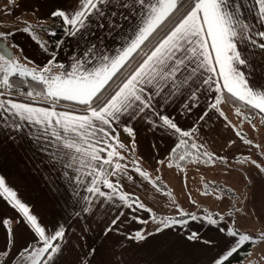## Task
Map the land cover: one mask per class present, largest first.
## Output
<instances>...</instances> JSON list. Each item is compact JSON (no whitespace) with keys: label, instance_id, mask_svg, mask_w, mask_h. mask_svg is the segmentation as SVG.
Masks as SVG:
<instances>
[{"label":"snow or ice","instance_id":"1","mask_svg":"<svg viewBox=\"0 0 264 264\" xmlns=\"http://www.w3.org/2000/svg\"><path fill=\"white\" fill-rule=\"evenodd\" d=\"M14 2L15 0H9V3ZM106 2L108 0H79V8L71 15L58 10L52 12V16L63 17L64 23L78 32L85 26V20L94 11H98L97 5ZM256 3L259 6V22L264 23V0H256ZM121 7H130L139 13V23L125 37L123 45L113 54H106L104 50L92 46L83 60L77 58L70 72L56 71V66L51 62L50 66L42 68H29L18 63L4 42V38L11 33L0 31V97L5 96L9 90L14 91L13 82L16 78H30L31 90H27L25 95L29 98L39 97L51 105L34 107L28 103L0 99V115L10 114L30 124L42 126L45 137L50 135V143H55L57 154L67 159L65 167L71 168L78 164L77 172L88 169L86 174L94 177L90 182L92 186L87 191L91 197L97 198L99 207L112 200L119 188V182L114 184L107 177L127 172V165L119 162L125 157L117 149L135 151L134 147L129 149L119 142L114 125L124 117L128 120L146 119L157 97L167 100L185 83L201 79L204 73H212L222 80V84L213 80L212 76L201 79V83L209 89L216 84L217 93L226 90L229 94L225 97L226 100L230 99L233 104L242 103L243 108L238 107L237 114H243L249 124L252 121L245 112L246 109L251 108L264 114V83L253 79L255 68L238 48L243 39L250 40L253 45L257 44V40L252 38L248 25L242 23L237 0H123ZM25 31L28 29L25 28ZM255 36L264 40V31L256 32ZM258 46L264 49V43H259ZM191 97L198 100L196 91L191 92ZM65 101L70 102L67 107L77 105L79 108L71 111L55 110L63 107L62 102ZM220 103L222 100L217 96L211 107L216 108ZM194 106V103H189L186 108L190 111ZM220 114L224 115L223 112ZM207 115L206 111L203 112L198 121H203ZM158 118L160 124L157 127L170 130L177 136L178 142L174 143L170 152L176 154L182 148L186 149L184 154L179 155L180 160L192 155L187 149H197V160L192 161L194 163L200 156L213 159L206 151H199L202 144L190 143L193 134L199 131L198 128L185 131L171 117L159 115ZM252 127L255 129L254 124ZM125 131L134 136L131 127L126 126ZM236 135L244 143L252 144L240 132ZM113 141L116 143L113 144ZM232 143L234 142L229 141V144ZM137 163L133 161V164ZM250 163L264 172V166L257 164L255 160ZM106 165L111 167H105ZM135 171L145 179L148 178V173L140 167H136ZM128 178L132 179L131 176ZM101 185L109 189V193L103 191ZM204 194H208L207 191ZM0 195H6L12 207L21 215L19 223L33 234V243L18 248L12 254L9 245L15 244V231L9 228L7 244L0 249V264H16L17 258L20 264H52L55 255L62 251V242L66 236L64 225L60 224L51 230L43 226L29 207L17 198V194L6 186L3 178H0ZM119 199L124 202L121 207L151 212L138 198L129 202V196L122 194ZM85 200L89 204L94 203L90 197H85ZM124 215L118 210V214L106 224L103 230L105 236L114 230L118 231L115 226ZM180 215H187L192 220L198 219L191 213L180 212ZM134 219L140 223H148L147 220L141 221L139 217ZM155 219L153 216L152 220ZM206 220L212 226L220 224V220L213 218L211 214ZM2 223L9 225L11 222L3 220ZM231 223L232 227L217 228L224 234L225 240L223 247L209 264H230V258L238 254L245 245L264 244V232L254 236L237 228L235 221ZM186 224L184 219L163 218L159 220L155 233ZM155 233L137 230L127 239L140 242ZM187 240L202 241L206 247L213 248L218 244L211 236L204 239L199 230L191 231ZM37 244L39 247L35 246ZM95 254V249L81 253L79 264H92ZM248 264L254 262L249 260Z\"/></svg>","mask_w":264,"mask_h":264},{"label":"rangeland","instance_id":"2","mask_svg":"<svg viewBox=\"0 0 264 264\" xmlns=\"http://www.w3.org/2000/svg\"><path fill=\"white\" fill-rule=\"evenodd\" d=\"M70 4L69 2V6L67 5L65 9L66 15H71V9L76 11L79 7V5L71 6ZM18 6L16 0L14 3H9V0H0V31L11 33L5 38L11 43L10 49L13 51V57L18 63L27 65L29 68L49 66L37 65L35 63L36 60L31 59L34 58L30 56V51L33 47L27 43L31 40L48 43L45 30H41L46 26L44 24L45 21L39 19L42 18L41 14L30 7L22 6L19 8ZM46 21L50 22V20ZM25 28L28 31H25ZM71 50L75 52L68 56V61L65 64L67 69L55 65L56 71L70 72L73 70V65L77 58L83 60L86 57V48L83 50L72 48ZM52 55L57 58L59 54L53 52ZM27 90H31V87L23 91V96L29 98L25 95ZM31 99L42 100L39 97ZM20 103L32 104L23 101H20ZM32 105L44 107L41 104ZM232 106L243 108L242 106ZM157 108L163 112L164 101L158 103ZM158 112L155 108L151 109L147 118L137 123L136 126L143 127L152 117L159 116ZM245 112L250 117L252 124H249L244 119L243 114L238 115L237 109L234 110V113H223L224 117L227 116V119L231 120L230 124L233 132L230 135H228V131L222 130L209 134H193V142L203 144L207 148L203 147L204 150L212 155L213 159L207 162H201L199 159L197 166L187 164L182 169H178L170 163L168 159L170 151L164 157V149L161 147V149L152 148L146 154H142L141 151L137 150L136 135H129L125 131L126 126L118 123L115 127V135L118 137L119 142L127 145L129 149L134 147L135 151L117 149L125 157L124 160L119 162L127 165V172L126 174L118 172L117 175L107 177L114 184L119 182V188L113 195L112 200L106 201L103 207H99L97 198L91 197V194L87 191V188L92 186L90 182L94 178L86 174L89 171L88 169H81V171L77 172L76 168L79 167L77 164L71 168L65 166L55 167L60 170L48 176L39 174L35 177H29L26 170H36V167L30 165L32 156L29 151L24 152L26 164L19 163L16 171L19 175L15 181L8 183V187L17 196L24 195L26 200H35L40 206L52 205L58 209V205L61 202H66L75 209L86 212L90 218L89 225L91 221L95 227H100L99 231L102 235L100 236L96 230H94V233L100 236L101 240H107L109 247H114L116 253L120 241V250L127 252L129 250H138L139 252L141 249L149 248L150 245L153 248H157V245L166 241V246L160 250V254H164V249H167V261L172 262L175 260L177 264H183V260L179 258L181 251H195L196 253L197 250H200L198 254L190 258L187 257L185 264H209L212 257L223 247L225 240L224 234L217 230L218 227H232L231 222L235 221L237 228L254 236L264 232V172H260L255 165L250 163V161L255 160L257 164L264 166V122H262L260 113L253 115L246 110ZM253 124L255 129L252 127ZM32 126L34 128H30L28 124L30 130L44 133L42 126L35 124ZM237 132L251 140L252 144L244 143L236 135ZM205 137L207 141L204 139ZM210 137L213 139L214 144H209ZM225 137L227 141H233L234 143L228 144L227 147L223 143L220 144L221 141H224L222 138ZM216 141L218 144H216ZM115 143L116 141H113V144ZM207 145H210L211 149ZM152 154L158 157L147 160L146 157ZM58 156L60 158L59 154ZM222 157L224 158L223 162L220 161ZM65 160L67 161V159ZM134 160L138 163L133 164ZM105 167L111 166L106 165ZM136 167H140L147 172L148 178L145 179L135 171ZM129 176L132 177L131 180L128 178ZM54 177H62V179H54ZM42 181L45 184V188L33 186ZM101 188L106 193H109V189L103 188L102 185ZM42 189L45 190L38 191ZM206 191L208 194H204ZM38 194H41L42 197L36 196ZM122 194L129 196V202L138 198V201L151 209V212L144 210L133 211L132 208L121 207L124 202L120 201L119 196ZM85 197H90L94 203L89 204ZM86 208L88 211H85ZM118 210L125 213L118 225L115 226L118 231L114 230L111 234L105 236L103 230L106 224L118 214ZM180 212L194 214L198 219L192 220L187 215H180ZM210 214L213 218L220 220L218 226H212L207 223L206 217ZM153 216L156 218L155 221L152 220ZM134 217H139L141 221L147 220L148 223H140ZM167 217L184 219L187 224L177 225L173 228L165 229L161 233H155L159 220ZM52 222L57 227L63 224L64 221L59 218L57 213ZM160 226L162 227V225ZM137 230L155 234L147 236L144 241L140 242L127 239ZM196 230H199L200 235L204 239L209 236L216 239L218 242L217 247H206L202 241L189 242L187 235L191 231ZM93 239L98 238L93 237ZM79 240H82V238ZM250 253V256L248 255L243 262L238 264H248L249 260H252L254 264H264V259H261V257H264V244L257 243L256 246L252 245ZM154 264H160V261Z\"/></svg>","mask_w":264,"mask_h":264},{"label":"crops","instance_id":"3","mask_svg":"<svg viewBox=\"0 0 264 264\" xmlns=\"http://www.w3.org/2000/svg\"><path fill=\"white\" fill-rule=\"evenodd\" d=\"M16 2L19 8L28 6L40 13L42 18L39 19L45 21L44 24L49 22L46 20H50L53 17L52 12L58 10L66 12L65 9L67 5L69 6V2L71 6L79 5V0H16ZM122 3L123 0H108L106 3L98 4V11H94L85 20V26L78 32L65 23V34L54 50L48 48L47 42L43 43L34 40L27 42L33 47L30 51V56L34 58L31 59L36 60L35 63L37 65L50 66L49 62H51L53 65L67 69L65 64L68 61V56L75 52L71 50L72 48L81 50L86 48L88 50L92 46H96L97 49L104 50L106 54H113L116 49L123 45L125 37L139 23V13L133 11L130 7H121ZM237 4L239 5V14L242 23L248 25L253 34L252 38L257 40V44L253 45L250 40L243 39L239 42L238 48L243 55L247 56L249 62L255 68L252 74L253 79L264 83V49L258 46L259 43H264V40L255 36L256 32L264 31V23L259 22V6L256 0H237ZM71 12L73 13L74 9H71ZM4 42L13 55V51L10 49L11 43L7 38H4ZM53 52L59 54L57 58L52 55ZM212 55L214 56V53ZM208 76H212L213 80L222 84V80L212 73H204L201 79L208 78ZM201 79H195L194 82L189 81L185 83L167 100L163 99V97H157L154 100V107L152 109H157L159 115L171 117L185 131L198 128L199 131L194 134H209L222 130L225 132L228 131V135H230L233 132L230 124L231 120L227 119L226 121L225 117L221 116L220 113L222 111L224 114L234 113V110L238 107L230 106L222 92L217 93L215 91L216 84H213L212 88L209 89L207 85L201 83ZM192 91H196L198 100H193L191 97ZM217 96L221 98L222 103L217 105L216 108H212L211 105L215 103ZM1 99H11L20 103L19 100L12 98L2 97ZM41 101L44 102L43 100ZM161 101H164L163 112L157 108L158 103ZM189 103H194L195 105L190 111L186 108ZM55 110L61 111L63 109ZM205 111L208 113L206 118L203 121H198V117ZM142 120H128L127 117H124L114 125V130L118 123L132 127L137 138L138 151L146 154L152 148H163L164 157L165 155L167 156L170 149L174 146V143L178 142L177 136L173 135L170 130L157 127L160 124L158 116L152 117L143 127L136 126ZM150 121H154V123ZM28 124L30 128H34L32 126L33 124L21 120L16 116L10 114L0 115V178L4 179L7 187L9 182L17 179L19 174L16 171L19 163L26 164L24 157L25 151H29L32 156L31 164H29L36 167V170L25 169L29 177H35L39 174L48 176L56 173L60 169L55 167H63L67 162L65 160L66 158L61 155L59 158L55 143H50L52 139L50 135L46 138L44 133L30 130ZM204 139L207 141L206 137ZM209 139V144H214L213 139L211 137ZM222 139L224 141H221L220 144L223 143L227 147L229 141L226 140V137ZM216 144H218L217 141ZM203 147L207 149L204 145ZM207 147L211 149L210 145H207ZM157 157L152 154L147 156L146 159L151 160ZM220 161L223 162L222 159ZM58 178L62 179V177H54V179ZM33 186L45 188L43 181ZM36 196L42 197L41 194ZM25 197L24 195L17 196L19 200L29 207L30 212L37 216L38 221L43 226L50 230L56 228L55 224L53 222L51 223V221L55 219L57 213L59 214V218L64 221L63 225L66 236L62 242V251L55 255L52 264H79L80 254L88 252L90 249L96 250L95 259L92 261V264H154L159 261L160 264H177L175 260L172 262L167 261V249H164V254H160V250L166 246V241L157 245V248H153L150 245L149 248L141 249L139 252L138 250L121 251L120 241L116 253L114 247H109L107 240H101L100 236L102 234L99 231L100 227H95L91 221L89 225L90 218L86 212H81V210L75 209L66 202H61L58 205V209L52 205L40 206L35 200L28 201ZM3 220H9L11 223L4 225L2 223ZM20 220L21 215L17 209L12 207L10 200L6 195H0V249L4 248L7 244L9 228L15 231V244L9 245L12 254H15L18 248L33 243V234L19 223ZM94 230L100 236L95 234ZM93 237H97L98 239H93ZM81 238L82 240H79ZM35 246L39 247L38 244ZM199 251L197 250L196 253L195 251H181L179 258L185 264L187 257L190 258L198 254ZM16 264H20L19 258H17Z\"/></svg>","mask_w":264,"mask_h":264},{"label":"trees","instance_id":"4","mask_svg":"<svg viewBox=\"0 0 264 264\" xmlns=\"http://www.w3.org/2000/svg\"><path fill=\"white\" fill-rule=\"evenodd\" d=\"M44 30L46 32L49 49L54 50L57 47L60 40L63 38L65 31H66L63 18L58 17V16L57 17L53 16L50 19V22H48L46 24V26L44 27ZM31 86H32V82H31L30 78L25 79L23 77H18L13 82L14 91L9 90L8 92H6L5 96H3V97L12 98L15 100H19V101H23V102H29V103H33V104H41L44 106H50L51 107V105H49L46 102H42L41 100L34 101L31 98H26L23 96V91H25L26 88L31 87ZM222 94H223L224 98L229 96V94L226 92V90L222 91ZM226 101L230 105L243 107V104L240 102L233 104L230 99H228ZM62 105H63V107H57L56 109H63V110L71 111L74 108H79V106H77V105H71V107H67L68 105H70V102H66V101L62 102ZM246 110L249 114H253V115L256 113H259L258 110H253L251 108H248ZM77 113H79V112H77ZM261 115L264 116L263 114H261ZM191 142H193V140L190 141V143ZM184 151H186V149L182 148L176 154H173L170 152L168 155V159H169L170 163L172 165H174L175 167H177L178 169L185 168L187 166V164H193L194 166H197L198 165L197 162L192 163V161L197 160V155H198L197 149H187V151H191L192 155L190 157L186 158L185 160H180L179 155L184 154ZM199 151L205 152L203 147L201 149H199ZM199 159L201 162L209 161L207 156H200ZM179 174H180V172H179ZM251 248H252L251 244L245 245L238 254H236L230 258V264H238V263L243 262L246 259L245 257L248 256V254L250 253Z\"/></svg>","mask_w":264,"mask_h":264}]
</instances>
